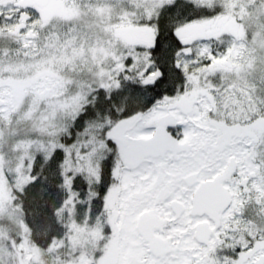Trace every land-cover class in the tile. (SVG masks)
Returning a JSON list of instances; mask_svg holds the SVG:
<instances>
[{
  "label": "snow or ice",
  "instance_id": "obj_1",
  "mask_svg": "<svg viewBox=\"0 0 264 264\" xmlns=\"http://www.w3.org/2000/svg\"><path fill=\"white\" fill-rule=\"evenodd\" d=\"M3 187L131 264H264V0H0Z\"/></svg>",
  "mask_w": 264,
  "mask_h": 264
},
{
  "label": "trees",
  "instance_id": "obj_2",
  "mask_svg": "<svg viewBox=\"0 0 264 264\" xmlns=\"http://www.w3.org/2000/svg\"><path fill=\"white\" fill-rule=\"evenodd\" d=\"M35 196L36 191L33 188H28L27 190L16 193L15 195V199L21 207L23 222L28 229L27 237L30 247H32L34 250L36 249L35 247L38 248L37 251H39L40 256L43 259L42 261H44L45 264H52L50 263V259L52 257L54 258L55 256L63 259V264H66V260L68 263L75 262L76 259H72V257H78V255H75L73 253L82 251V247L80 245H76V247L74 248H66L65 257L62 256L63 253H59V255L56 254L54 256H52L50 253L56 249V246L59 242H65L69 237L71 238L76 230V228H73L71 226V223L74 221L77 224H81L82 222H78L79 217L74 218L72 215V210L70 211V209L68 211V215H55L56 210L61 206V200L63 196L59 193H53L51 195V199L49 200L50 208L47 214V218L43 219L38 226V223L34 218V209L36 206L34 200ZM47 198L48 197L46 196V199ZM12 236H14V242L7 247V253L11 252L9 255H12V257H14V255L16 254V258H13L14 264H24V256L22 254V251H18L17 249L18 240L20 239L21 235L12 231ZM71 241L79 240L76 238H71ZM89 245L90 244H86L84 246L86 248V255H91L93 253H95L94 255L100 254V251H94L92 245ZM65 246L66 244L64 245V247ZM67 253L69 255H67ZM68 256L69 258L67 259ZM80 259L82 258L80 257L79 260Z\"/></svg>",
  "mask_w": 264,
  "mask_h": 264
},
{
  "label": "rangeland",
  "instance_id": "obj_3",
  "mask_svg": "<svg viewBox=\"0 0 264 264\" xmlns=\"http://www.w3.org/2000/svg\"><path fill=\"white\" fill-rule=\"evenodd\" d=\"M2 191L3 199L0 200V264H14V259L11 255H9L11 252L7 253V247L14 242V236H12V231L14 230L21 235L20 239L18 240L17 249L18 251H22V254L24 256V264H45L44 262H42L43 259L40 256L39 251H37L38 248L35 247L36 249L34 250L32 247H30L29 240L27 237V231L22 227V225H20L21 211L19 206H17L13 201L14 193L11 194L10 198L6 187H3ZM71 226L73 228H76L71 238H76L79 241H71V238L69 237L68 240L65 241L66 243L59 242L56 246V249L50 253L52 256L56 254L59 255V253H63L62 256L65 257L66 248H74L76 247V245H80L81 247H83L87 241L92 244L95 242L93 239L96 236V229L94 226H89L84 223L77 224L74 221L71 223ZM65 244L66 246L64 247ZM122 249L124 250L125 248ZM84 253L85 251L82 250L78 253L73 254L81 255ZM132 254H137L134 260L139 259L138 256L142 255V253L137 252H133ZM67 255L69 254L67 253ZM14 256H16V254ZM50 260V263L58 264L63 259L61 260V258L55 256L54 258L52 257V259Z\"/></svg>",
  "mask_w": 264,
  "mask_h": 264
},
{
  "label": "flooded vegetation",
  "instance_id": "obj_4",
  "mask_svg": "<svg viewBox=\"0 0 264 264\" xmlns=\"http://www.w3.org/2000/svg\"><path fill=\"white\" fill-rule=\"evenodd\" d=\"M107 250L105 254L92 256L93 261H89V264H131V262L135 259L137 254H132L133 252L142 253L141 250L134 249L132 247H128L123 250L127 252V254H120L121 248L125 247V245L115 246V243H107ZM139 259L142 257L138 256Z\"/></svg>",
  "mask_w": 264,
  "mask_h": 264
}]
</instances>
